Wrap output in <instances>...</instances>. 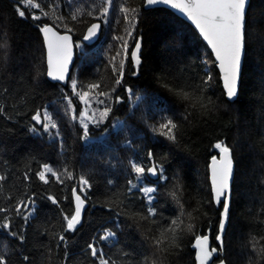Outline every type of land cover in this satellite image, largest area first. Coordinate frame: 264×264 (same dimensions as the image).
<instances>
[{"label":"trees","instance_id":"16d2710c","mask_svg":"<svg viewBox=\"0 0 264 264\" xmlns=\"http://www.w3.org/2000/svg\"><path fill=\"white\" fill-rule=\"evenodd\" d=\"M33 3H39L41 9L25 7L21 0H0V89L7 87L11 93L7 99L0 96V106L7 113L0 115V175L7 177L0 182V207L9 209L0 213V225L7 216L13 230L20 231L24 221L16 216L14 204L34 194L38 205L35 218H30L24 228L23 243L0 227V255L8 264H25L24 255L29 256L30 264H64L65 249L56 248L66 223L61 209L72 214L71 187L84 176L92 190L82 224L75 233H64L69 238L70 264H92L91 257L81 250L94 236L104 244L99 237L105 228L117 233L118 246L113 244L105 250L120 264L127 260L121 255L124 251L134 256L146 252L142 264H196V235L210 232L213 247H218L215 236L222 207L209 203L210 165L213 157H219L214 145L222 141L233 151L235 177L225 247L215 263L264 264V0H251L247 12L246 54L234 102L226 98L213 54L197 31L168 9L146 10L144 0H113L110 22L103 25L99 41L86 46L81 39L97 22L95 16L108 6L105 0H73L70 6H66L67 0ZM53 3L59 4L58 10L50 7ZM17 4L25 8L27 18L18 16ZM121 7H127L137 20L131 38L127 37ZM30 11L42 18L32 19ZM73 14L76 20L71 18ZM44 24L61 33H66L65 26L72 29L70 34L80 47L71 78L77 80L78 89L88 90L86 86L92 83L101 86L90 92L92 108L105 106L97 103L106 99L96 95L99 91L122 97L121 103L106 100L112 111L105 122L89 124L88 138L83 137L82 126L72 121L70 110L65 114L64 97L71 96L77 115L86 105L72 94L70 82L55 84L47 78L45 44L38 27ZM118 36L128 42L126 58ZM137 40L142 43L139 67L131 56ZM117 52L121 55L116 56ZM113 56L117 65L125 60L120 85L115 83L118 74L112 71ZM205 73L211 75L210 87H196L185 98L183 91L193 82L198 84ZM45 105L59 126L63 145L50 140L48 134L41 136L29 130L34 123L31 116ZM168 117L177 124L175 142L152 131ZM114 124L119 127L114 128ZM149 150L170 178L167 187L160 186L162 210L175 215L182 206L189 214L181 217L176 243L165 240L159 250L152 243L153 237L159 236V225L126 214L121 203H127L130 162L149 163ZM44 164L52 165L58 174L67 167L77 179L62 176L61 185L49 174L50 182L45 185L36 177ZM29 169L32 179L25 183L23 174ZM176 175L178 181L172 179ZM109 179L114 181L111 186ZM146 182L151 185L155 179L148 177ZM50 195L61 202L59 207L47 199ZM117 212L121 213L119 227ZM187 224L191 229L185 227Z\"/></svg>","mask_w":264,"mask_h":264},{"label":"snow or ice","instance_id":"6c2138e0","mask_svg":"<svg viewBox=\"0 0 264 264\" xmlns=\"http://www.w3.org/2000/svg\"><path fill=\"white\" fill-rule=\"evenodd\" d=\"M107 7H103L98 15L95 16L96 23H92L88 30L85 40L94 38L102 28V25H107L110 15V7L113 0H105ZM73 0H67L66 6H70ZM246 3L247 0H144V5L150 7L153 5H168L172 9L178 10L182 13L193 25L199 30V34L211 47L212 52L215 54V59L218 61L219 68L223 73V84L226 90V96L228 99H233L238 93V86L241 74L242 60L246 54ZM21 4L30 9H41L39 3H33V0H21ZM21 4H17L16 12L20 18H27L25 8L21 7ZM52 9L58 10L59 4L53 3L50 5ZM124 14L127 37L133 36V30L136 27L137 20L134 16L129 15V9L127 7H121L119 9ZM136 12L135 9L132 10ZM93 15L92 12L88 13ZM28 15L34 20H40L42 17L35 11H30ZM44 16H47V12H43ZM62 19L63 17H57ZM73 20L77 19L75 14L71 17ZM42 32L47 46V75L55 81L65 82L66 80L71 84L72 94L79 98V100L86 105L85 109L79 112L77 115L76 107L73 104L71 96L66 95L64 99L67 101V108L65 114H69L74 122H78L83 128V137L88 138L89 123L100 124L105 122L109 113L112 111L110 103H106V100L114 99L116 103L122 102V97L119 95L114 98L110 93L99 91L96 93L98 97H105V100H98L97 103L105 105L103 108H96L89 114L88 108L91 106L92 101L89 100L90 92L100 89L99 83L88 84L86 87L88 90L78 89L77 80L68 76L69 63L71 61V49L72 41L70 33L72 29L66 27V34L60 35L54 30L52 25L44 24L38 26ZM117 40L123 41L121 47L123 49L125 58L127 56L128 42L122 36L116 37ZM80 47V45H76ZM140 49L141 43L136 41L134 50L131 53L132 60L135 65H140ZM121 53L117 52L116 56H120ZM116 56L112 57V71L113 74H118L116 79V85H120L124 79V67L125 60H121L119 64L116 63ZM210 73H205L204 78L197 84L193 82L188 85L187 90L183 91L185 98H188L189 91H195L196 87L207 88L210 87L211 81ZM130 95H133L132 90H128ZM115 92V88L112 89ZM7 94V95H5ZM11 95L9 89L4 87L0 89V96L7 99ZM136 100L140 97L136 96ZM0 115L7 116L4 108L0 106ZM33 125L30 127V131L37 135L48 134L50 140H59L63 145L61 133L57 122L53 119V115L49 111L47 105L42 109L37 108L34 114L31 116ZM114 128L119 127V124H114ZM177 124L174 119L168 117L163 119L159 123L158 127L153 126L152 131L171 140L176 141L177 136L175 129ZM54 130V131H53ZM214 147L219 151V159L213 157L211 164V197L209 203H214L218 207H222L218 230L215 236V240L218 242V247L210 248L209 235H196L194 248L196 251L197 264H215L214 256L218 253H222L225 247V235L227 225L230 222V207L232 197V184L234 179V158L233 151L224 142L215 143ZM147 159L149 163L143 161L132 160L131 163V176L127 181V187L125 189L126 204L122 201V211L132 217H139L141 220L149 221L152 224H158L159 236L153 237L152 243L155 249H161L165 240H170L173 244L177 241V230L183 224L182 216L189 215L182 210L175 215H166L162 210V203L160 200V186L167 187V182L170 178L166 175L163 166L155 160L152 151H148ZM7 163L6 161L4 162ZM49 174L55 178V181L59 184H63L64 180L62 176H65L69 180L77 179L74 177L73 172L69 171L67 167L63 169L62 173L54 170V167L49 164L41 166V170L36 172V177L43 184H49ZM148 177L155 178V182L149 185L146 181ZM7 179L6 175H0V182ZM25 183H28L31 177V169L23 174ZM172 179L179 180V175L172 177ZM108 185L114 184V181L109 179ZM92 190V184L89 179L84 176L78 177V184H73L71 187L73 212L71 215L64 212L61 209L63 220L66 222L64 226V232L59 234L56 248L63 247L65 249L63 260L64 264H70L69 253L67 251L68 237L64 233H75L77 226L82 223L84 218L85 209L89 200V193ZM114 191V189H112ZM175 198V192L172 193ZM47 199L53 204L60 206V201L53 197L48 196ZM67 199V197L65 198ZM179 203V201H177ZM9 211L8 208L0 207V213ZM14 211L17 217L24 221L23 227L20 231L13 230L11 219L7 216L3 218L2 227L7 231L9 236L18 239L21 243L24 242L25 236L23 234L24 228L27 227L30 218H35L38 205L34 194L26 195V197L19 199L14 204ZM121 213H115L116 227H119V218ZM166 221V222H165ZM185 227L191 229L192 225L187 224ZM100 241H104V244L98 243L97 238L94 236L90 242L81 250L82 254L90 256L92 264H120L117 258H114L105 249L111 247L113 244L118 246L117 233L109 228L103 230V234L99 237ZM255 250V245H253ZM122 257H127V260L123 264H142L146 260L147 253L142 251L138 256H134L128 251L122 252ZM25 264H30V258L28 255L23 256ZM0 264H8V261L4 255H0ZM220 264H224L221 260Z\"/></svg>","mask_w":264,"mask_h":264},{"label":"water","instance_id":"95a60500","mask_svg":"<svg viewBox=\"0 0 264 264\" xmlns=\"http://www.w3.org/2000/svg\"><path fill=\"white\" fill-rule=\"evenodd\" d=\"M250 2L251 0H247V3H246V16H247V12H248V9H249V6H250ZM156 8H164V9H168L170 11H172L174 14H176L178 17H180L181 19L185 20L186 22H188L191 26H193V28L197 31V33L199 34V30L195 28V25H193L191 23V21H189L182 13H180L178 10H175V9H172L170 6L168 5H163V4H159V5H153V6H150V7H146L145 6V9L146 10H150V9H156ZM89 28V27H88ZM54 30L57 31L60 35H64L66 33H61L59 32L55 27H54ZM88 30V29H87ZM87 30L85 32V35L83 36V38L81 39L82 43L86 46H92L94 44H96L100 37H101V34H102V31H103V25H102V28L101 30L99 31V33L92 39L90 40H85V36L87 35ZM42 33V32H41ZM68 35L71 36V41H72V49H71V61L69 63V72H68V76L71 77L72 75V71H73V68H74V65H75V62H76V59H77V53H78V48L76 47V42L74 40V37L70 34V33H67ZM43 36V34H42ZM199 36L201 37V39L203 40V42L206 44V46L209 48V50L211 51V53L213 54V57L215 59V54L212 52L211 50V47L207 44V42L203 39V37L199 34ZM43 40H44V44H45V50H46V63H47V46H46V41L44 39V36H43ZM141 43V41H140ZM246 43V42H245ZM141 51H142V43H141V49H140V53H139V56L141 54ZM215 62H216V65H217V69L220 73V79H221V82H222V86H223V89H224V84H223V73L221 72L220 68H219V64H218V61H216L215 59ZM243 64H244V58L242 60V65H241V74H240V80H239V86H238V93L236 95V97H234L233 99H228L227 96L226 98L228 99V101L230 102H234L237 100L238 98V95H239V90H240V85H241V76H242V71H243ZM47 73H48V64H47ZM47 78L50 82L52 83H55V84H63L65 82H67V80L65 82H60V81H55V80H52L48 75H47ZM225 91V94H226V90L224 89ZM217 159H219V157H216ZM212 164V162H211ZM234 177H235V163H234ZM155 179V178H153ZM210 180H211V165H210ZM233 182H234V179H233ZM232 188H233V184H232ZM231 200H232V197H231ZM86 210V209H85ZM83 221V220H82ZM82 224V223H81ZM80 224V225H81ZM78 225V226H80ZM77 226V227H78ZM209 235V239H210V248L213 247V244H212V240H211V235H210V232H208ZM197 251V250H196ZM220 258V253H218L216 256H214V261L218 260ZM224 261V264H227L225 260ZM221 261L215 263V264H220ZM197 264V262H196ZM209 264H212V262L210 261Z\"/></svg>","mask_w":264,"mask_h":264},{"label":"rangeland","instance_id":"374dc122","mask_svg":"<svg viewBox=\"0 0 264 264\" xmlns=\"http://www.w3.org/2000/svg\"><path fill=\"white\" fill-rule=\"evenodd\" d=\"M85 109V108H84ZM95 109H94V107L92 108L91 106L88 108V111H89V114L92 112V111H94ZM89 124H91V123H89ZM102 234H103V231H102ZM104 242V241H103Z\"/></svg>","mask_w":264,"mask_h":264},{"label":"bare ground","instance_id":"6f19581e","mask_svg":"<svg viewBox=\"0 0 264 264\" xmlns=\"http://www.w3.org/2000/svg\"><path fill=\"white\" fill-rule=\"evenodd\" d=\"M75 40V39H74ZM76 42V41H75ZM77 45V44H76ZM78 48V47H77Z\"/></svg>","mask_w":264,"mask_h":264}]
</instances>
